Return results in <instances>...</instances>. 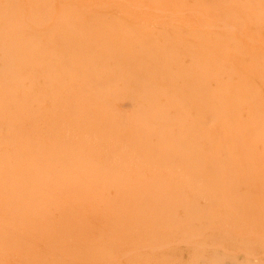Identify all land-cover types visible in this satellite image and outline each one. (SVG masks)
<instances>
[{
    "label": "bare ground",
    "instance_id": "1",
    "mask_svg": "<svg viewBox=\"0 0 264 264\" xmlns=\"http://www.w3.org/2000/svg\"><path fill=\"white\" fill-rule=\"evenodd\" d=\"M262 106L264 0H0V264H148L167 188L255 182Z\"/></svg>",
    "mask_w": 264,
    "mask_h": 264
},
{
    "label": "rangeland",
    "instance_id": "2",
    "mask_svg": "<svg viewBox=\"0 0 264 264\" xmlns=\"http://www.w3.org/2000/svg\"><path fill=\"white\" fill-rule=\"evenodd\" d=\"M262 109H264L263 106ZM257 121L258 122L255 124H252L253 126H248L250 129H253L255 133H257V139L254 143L255 146L253 147L256 152V161L259 165L256 167L257 175L255 177V182L228 186L221 185V188L218 186V189L216 190H214L215 187L179 188L182 191L180 195L183 194V196L170 194V191H180L178 188L174 190L172 188H167L165 190L167 191L165 198L168 200L165 199L166 201H164L166 202V206L167 204L169 205L170 201H173V203L176 202L174 206L172 203L171 207L168 206L169 209H166L169 213L173 207L179 208L178 205H181L180 201H183V198L184 200L186 199L188 203L185 202V204L182 202V208L184 203L183 210L176 209L177 213H175V215L177 214L176 216H178L179 220L177 223L175 222L176 219H174V216L173 220L171 219L172 216L170 217L168 214L163 215L165 216L164 219L166 218V221L168 220L166 215L170 217L171 220L169 219V221L172 226L169 225L168 221V225H164L166 222H164V219H161V223H164L163 225L161 224L163 227L160 229L159 235V239L161 237L163 238V242L160 240L162 244L160 248L161 250L149 254L147 261L148 264H264V118L259 116ZM229 189H231L232 192ZM224 194H228V197ZM172 196L175 201L172 199ZM178 197L182 198V200H179L180 204H178V200L176 201ZM246 197L247 199L243 200ZM234 198L240 201L233 202ZM241 198H243V201ZM191 201L194 203L192 207ZM197 201H199V203ZM195 203H197V205L200 204V206H195ZM188 204H190V208H188ZM238 206L240 207V211H238ZM175 208L172 211H174ZM163 211H165V209ZM188 211L191 213L189 214ZM172 214L174 215V213ZM181 222H183V224H180ZM209 228H211V230ZM184 231L186 232V235H195L193 237L194 239L197 236V239L194 240L190 238L192 240L191 242V240L187 238L188 235L186 236L185 234H181ZM168 233L171 237L169 235V237L167 236ZM209 236L212 238H209ZM181 237H186L191 244L193 243V246L186 240V238H184V240ZM157 238L158 237H153L150 241H155ZM179 238H181L183 242H189L188 245H186V243L184 245H178V243L182 242ZM173 240L174 243L176 242V245H174ZM183 242L181 244H183ZM171 243H173V245ZM163 244H167L168 246L166 245L163 247ZM197 244L199 246L202 244V247H204V245L206 246L202 248L198 247ZM213 245L215 246L213 247ZM191 249L194 250L195 253ZM218 258L220 261H218ZM190 259H193V261ZM160 260L163 263L159 262Z\"/></svg>",
    "mask_w": 264,
    "mask_h": 264
}]
</instances>
